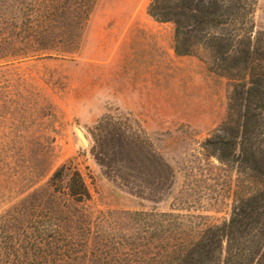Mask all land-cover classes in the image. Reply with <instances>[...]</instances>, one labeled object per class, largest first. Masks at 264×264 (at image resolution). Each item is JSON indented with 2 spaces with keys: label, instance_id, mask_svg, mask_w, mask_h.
<instances>
[{
  "label": "rangeland",
  "instance_id": "obj_1",
  "mask_svg": "<svg viewBox=\"0 0 264 264\" xmlns=\"http://www.w3.org/2000/svg\"><path fill=\"white\" fill-rule=\"evenodd\" d=\"M150 2L97 0L75 54L0 60V214L71 162L92 194V246L110 235L127 249L135 211L173 209L207 225L230 218L245 177L203 147L227 115L230 82L204 59L178 56L174 24L151 17ZM254 18L264 31V0ZM105 116L147 139L156 166H170L161 200L130 193L96 162L92 131Z\"/></svg>",
  "mask_w": 264,
  "mask_h": 264
},
{
  "label": "trees",
  "instance_id": "obj_2",
  "mask_svg": "<svg viewBox=\"0 0 264 264\" xmlns=\"http://www.w3.org/2000/svg\"><path fill=\"white\" fill-rule=\"evenodd\" d=\"M96 2L0 0V60L77 53ZM257 3L151 0L148 6L156 21L174 24L178 56H198L230 82L227 115L203 143L208 155L245 177L230 218L207 225L173 209L135 211L129 214L137 231L127 249H117L123 243L110 235L92 246L86 211L92 194L82 171L65 162L0 214V264H264V31L255 29ZM129 128L105 116L92 131L91 154L109 178L157 202L171 168L156 166L147 139Z\"/></svg>",
  "mask_w": 264,
  "mask_h": 264
},
{
  "label": "water",
  "instance_id": "obj_3",
  "mask_svg": "<svg viewBox=\"0 0 264 264\" xmlns=\"http://www.w3.org/2000/svg\"><path fill=\"white\" fill-rule=\"evenodd\" d=\"M78 131H79V133H80V135H81V137L83 139L84 144L87 145L86 137L84 136V134H82V132L80 130H78Z\"/></svg>",
  "mask_w": 264,
  "mask_h": 264
},
{
  "label": "bare ground",
  "instance_id": "obj_4",
  "mask_svg": "<svg viewBox=\"0 0 264 264\" xmlns=\"http://www.w3.org/2000/svg\"><path fill=\"white\" fill-rule=\"evenodd\" d=\"M80 140H81V142L84 144V142H83V139H82V137L80 136Z\"/></svg>",
  "mask_w": 264,
  "mask_h": 264
}]
</instances>
